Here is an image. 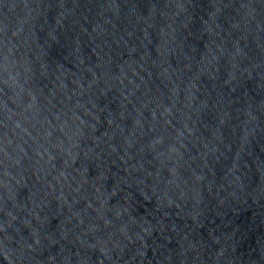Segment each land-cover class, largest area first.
Returning a JSON list of instances; mask_svg holds the SVG:
<instances>
[{
	"label": "water",
	"instance_id": "obj_1",
	"mask_svg": "<svg viewBox=\"0 0 264 264\" xmlns=\"http://www.w3.org/2000/svg\"><path fill=\"white\" fill-rule=\"evenodd\" d=\"M0 264H264V0H0Z\"/></svg>",
	"mask_w": 264,
	"mask_h": 264
}]
</instances>
